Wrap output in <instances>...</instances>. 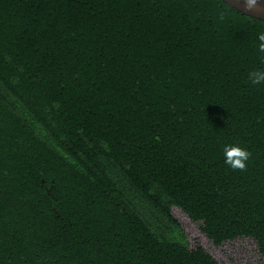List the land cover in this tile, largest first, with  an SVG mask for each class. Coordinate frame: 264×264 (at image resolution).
I'll return each instance as SVG.
<instances>
[{
  "label": "trees",
  "instance_id": "trees-1",
  "mask_svg": "<svg viewBox=\"0 0 264 264\" xmlns=\"http://www.w3.org/2000/svg\"><path fill=\"white\" fill-rule=\"evenodd\" d=\"M261 32L221 0H0V264H220L173 208L264 264Z\"/></svg>",
  "mask_w": 264,
  "mask_h": 264
},
{
  "label": "rangeland",
  "instance_id": "rangeland-1",
  "mask_svg": "<svg viewBox=\"0 0 264 264\" xmlns=\"http://www.w3.org/2000/svg\"><path fill=\"white\" fill-rule=\"evenodd\" d=\"M172 216L179 222L189 245H199L220 264H258L253 244L246 239H238L220 246H213L202 236L196 224L189 221L178 209L171 210Z\"/></svg>",
  "mask_w": 264,
  "mask_h": 264
},
{
  "label": "clouds",
  "instance_id": "clouds-1",
  "mask_svg": "<svg viewBox=\"0 0 264 264\" xmlns=\"http://www.w3.org/2000/svg\"><path fill=\"white\" fill-rule=\"evenodd\" d=\"M243 6L248 10H256L260 5V0H242ZM226 13L219 12V19L223 21ZM258 51L264 53V32L258 34ZM248 81L252 85L264 84V68L252 69L248 72ZM224 162L234 171H244L247 162L251 157V152L238 145H226L224 148Z\"/></svg>",
  "mask_w": 264,
  "mask_h": 264
},
{
  "label": "water",
  "instance_id": "water-1",
  "mask_svg": "<svg viewBox=\"0 0 264 264\" xmlns=\"http://www.w3.org/2000/svg\"><path fill=\"white\" fill-rule=\"evenodd\" d=\"M221 1L244 15L264 21V0H260L259 7L256 10H251V11L243 6L242 0H221Z\"/></svg>",
  "mask_w": 264,
  "mask_h": 264
}]
</instances>
